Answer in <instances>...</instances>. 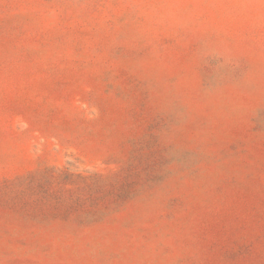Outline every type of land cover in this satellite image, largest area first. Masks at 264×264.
<instances>
[{
  "label": "rangeland",
  "instance_id": "374dc122",
  "mask_svg": "<svg viewBox=\"0 0 264 264\" xmlns=\"http://www.w3.org/2000/svg\"><path fill=\"white\" fill-rule=\"evenodd\" d=\"M0 264H264V0H0Z\"/></svg>",
  "mask_w": 264,
  "mask_h": 264
}]
</instances>
